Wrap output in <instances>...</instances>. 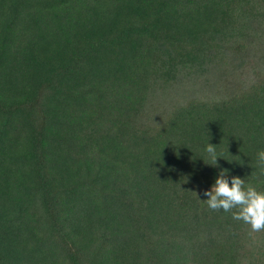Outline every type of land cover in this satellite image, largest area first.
Returning <instances> with one entry per match:
<instances>
[{
	"label": "trees",
	"instance_id": "obj_1",
	"mask_svg": "<svg viewBox=\"0 0 264 264\" xmlns=\"http://www.w3.org/2000/svg\"><path fill=\"white\" fill-rule=\"evenodd\" d=\"M261 150L264 0H0V264H264Z\"/></svg>",
	"mask_w": 264,
	"mask_h": 264
},
{
	"label": "clouds",
	"instance_id": "obj_2",
	"mask_svg": "<svg viewBox=\"0 0 264 264\" xmlns=\"http://www.w3.org/2000/svg\"><path fill=\"white\" fill-rule=\"evenodd\" d=\"M217 146L210 143L206 152L213 165L218 166L220 159L216 152ZM259 165L264 168V150L257 153ZM197 197L198 195L194 193ZM203 195L207 200H199L207 204L212 211L231 212L233 220L241 221L249 226L250 234L264 232V190L258 188L238 176L231 177L227 170H222L210 190ZM235 210V211H233Z\"/></svg>",
	"mask_w": 264,
	"mask_h": 264
}]
</instances>
